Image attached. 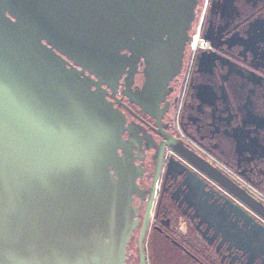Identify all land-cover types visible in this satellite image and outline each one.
<instances>
[{
    "label": "water",
    "instance_id": "95a60500",
    "mask_svg": "<svg viewBox=\"0 0 264 264\" xmlns=\"http://www.w3.org/2000/svg\"><path fill=\"white\" fill-rule=\"evenodd\" d=\"M198 1L0 0V264H126L138 184L103 85L143 58L146 79L129 93L145 108L162 100ZM227 186L264 216L260 200ZM246 221L235 219L231 240L264 259V224Z\"/></svg>",
    "mask_w": 264,
    "mask_h": 264
},
{
    "label": "flooded vegetation",
    "instance_id": "af4514ba",
    "mask_svg": "<svg viewBox=\"0 0 264 264\" xmlns=\"http://www.w3.org/2000/svg\"><path fill=\"white\" fill-rule=\"evenodd\" d=\"M199 25L208 46L186 45L162 100L145 108L129 93L146 79L143 58L103 85L123 118L118 151L138 184L126 264H141L142 250L146 264L164 252L194 264H264L230 236L235 219L246 230V217L264 224V216L227 186L264 204V0H199L192 37Z\"/></svg>",
    "mask_w": 264,
    "mask_h": 264
},
{
    "label": "trees",
    "instance_id": "16d2710c",
    "mask_svg": "<svg viewBox=\"0 0 264 264\" xmlns=\"http://www.w3.org/2000/svg\"><path fill=\"white\" fill-rule=\"evenodd\" d=\"M159 253L155 256H153L152 264H194L191 263V261L188 258H171L168 257L166 253Z\"/></svg>",
    "mask_w": 264,
    "mask_h": 264
},
{
    "label": "built area",
    "instance_id": "2783aa9c",
    "mask_svg": "<svg viewBox=\"0 0 264 264\" xmlns=\"http://www.w3.org/2000/svg\"><path fill=\"white\" fill-rule=\"evenodd\" d=\"M208 46V41L205 37L200 35V25L194 32L193 42L191 48L195 51L197 49H204Z\"/></svg>",
    "mask_w": 264,
    "mask_h": 264
},
{
    "label": "rangeland",
    "instance_id": "374dc122",
    "mask_svg": "<svg viewBox=\"0 0 264 264\" xmlns=\"http://www.w3.org/2000/svg\"><path fill=\"white\" fill-rule=\"evenodd\" d=\"M206 1V0H205Z\"/></svg>",
    "mask_w": 264,
    "mask_h": 264
}]
</instances>
